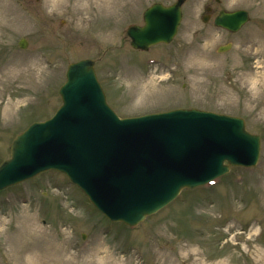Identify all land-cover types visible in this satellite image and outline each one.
<instances>
[{"label":"rangeland","instance_id":"rangeland-1","mask_svg":"<svg viewBox=\"0 0 264 264\" xmlns=\"http://www.w3.org/2000/svg\"><path fill=\"white\" fill-rule=\"evenodd\" d=\"M156 1L174 0H0V162L16 134L60 106L69 63L90 57L120 116L182 106L242 116L262 137L259 164L182 191L135 227L44 172L0 191V264H36L48 247L67 264H264V0H187L171 44L136 50L126 29ZM209 5L251 19L236 33L218 29L202 20Z\"/></svg>","mask_w":264,"mask_h":264},{"label":"water","instance_id":"water-1","mask_svg":"<svg viewBox=\"0 0 264 264\" xmlns=\"http://www.w3.org/2000/svg\"><path fill=\"white\" fill-rule=\"evenodd\" d=\"M184 1L150 7L146 25L128 29L132 45L170 41ZM247 20L248 13L239 10L222 12L216 21L237 30ZM67 76L56 115L34 123L11 145V158L0 166V188L59 168L111 218L136 224L183 187L227 171L225 160L252 164L257 159L259 137L240 118L198 109L120 118L106 102L92 60L70 64Z\"/></svg>","mask_w":264,"mask_h":264},{"label":"bare ground","instance_id":"bare-ground-1","mask_svg":"<svg viewBox=\"0 0 264 264\" xmlns=\"http://www.w3.org/2000/svg\"><path fill=\"white\" fill-rule=\"evenodd\" d=\"M45 249L46 251H44L43 254L37 256V259L35 260L37 261L36 264H67L63 262L60 257L57 256V249H55V251H51L52 249L51 247ZM28 250L29 248L26 247V248H22L19 251L22 253H26Z\"/></svg>","mask_w":264,"mask_h":264},{"label":"flooded vegetation","instance_id":"flooded-vegetation-1","mask_svg":"<svg viewBox=\"0 0 264 264\" xmlns=\"http://www.w3.org/2000/svg\"><path fill=\"white\" fill-rule=\"evenodd\" d=\"M213 12H215L214 10H212V12L210 13L209 17L213 14Z\"/></svg>","mask_w":264,"mask_h":264}]
</instances>
